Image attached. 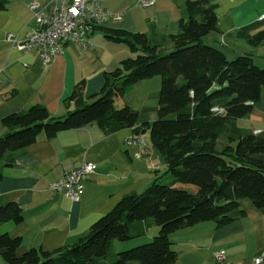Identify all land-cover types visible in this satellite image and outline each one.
<instances>
[{
	"label": "trees",
	"instance_id": "trees-1",
	"mask_svg": "<svg viewBox=\"0 0 264 264\" xmlns=\"http://www.w3.org/2000/svg\"><path fill=\"white\" fill-rule=\"evenodd\" d=\"M6 5L0 0V11ZM216 9L209 0H188L180 32L168 38L170 50L142 33L100 27L106 40L126 45L132 56L105 73L98 94L86 98L81 83L65 102V116L54 117L36 105L2 119L7 131L0 138V183L3 170L40 135L53 139L91 124L108 135L124 129H135L136 135L149 132L166 164L148 189L125 196L73 246L20 255L22 239L0 233V256L7 264H176L173 234L210 223L223 227L243 199L264 212V133L236 125L261 98L264 67L251 54L228 59L205 43L208 35L219 32ZM247 40L262 44L264 31ZM155 77L161 78L158 119L138 128V112L119 106L118 100ZM162 175V181L169 176L167 183L157 184ZM23 220L18 203L0 205V224ZM155 227L159 233L152 242L116 252V241L144 237Z\"/></svg>",
	"mask_w": 264,
	"mask_h": 264
},
{
	"label": "crops",
	"instance_id": "crops-1",
	"mask_svg": "<svg viewBox=\"0 0 264 264\" xmlns=\"http://www.w3.org/2000/svg\"><path fill=\"white\" fill-rule=\"evenodd\" d=\"M6 1V8L0 11V138L7 131L2 119L32 106H45L54 117L65 116V102L77 85L85 84L86 98L98 94L105 73L132 56L123 44H93L92 38H88L96 30L86 37V47L67 43L55 61L45 66L36 52L18 51L7 37L14 35L25 40L36 26L29 5L38 2L50 12L52 0ZM141 1L153 4L144 7ZM187 1L104 0V9L122 15L121 21L107 28L145 34L170 50L168 38L180 32L181 21L187 18ZM209 1L217 5L219 32L208 35L205 43L222 50L228 59L251 54L255 64L264 67V42L253 46L247 40L248 36L264 31V0ZM156 78L136 84L118 100L119 106L138 112V128L158 119L161 79ZM236 125L264 133V89L252 113ZM134 135L135 129L108 135L97 124L60 133L53 139L40 135L12 167L3 170L0 205L18 203L24 220L19 224H0V233L22 239L20 255L31 249L51 252L75 245L125 196L143 193L155 182L157 173L165 170L166 164L153 148L149 132L140 134L144 145L132 144ZM84 162L93 163L96 168L83 179V194L78 202L51 188ZM231 218L223 227L210 223L173 234L172 248L178 252L176 264H215L214 254L219 250H225L233 264L251 263L264 255V212L249 199H243ZM1 259L0 256V264H4Z\"/></svg>",
	"mask_w": 264,
	"mask_h": 264
},
{
	"label": "built area",
	"instance_id": "built-area-1",
	"mask_svg": "<svg viewBox=\"0 0 264 264\" xmlns=\"http://www.w3.org/2000/svg\"><path fill=\"white\" fill-rule=\"evenodd\" d=\"M103 1L52 0L53 7L50 12L38 2H32L29 7L36 20V26L29 31L25 40L8 35L7 41L14 44L18 51L36 52L43 65H50L63 52L65 44L75 42L86 47V37L90 33L122 20L121 14L104 9ZM141 3L144 7L153 4L146 1ZM215 110L218 111V109ZM254 133L258 134V132ZM131 143L145 144L143 139L136 135L132 137ZM95 168V164L84 162L80 167L53 183L51 188L78 202L83 194L82 181L93 173ZM214 259L215 264H233L228 261L225 250L217 251ZM242 264H264V255L257 256L251 263Z\"/></svg>",
	"mask_w": 264,
	"mask_h": 264
},
{
	"label": "rangeland",
	"instance_id": "rangeland-1",
	"mask_svg": "<svg viewBox=\"0 0 264 264\" xmlns=\"http://www.w3.org/2000/svg\"><path fill=\"white\" fill-rule=\"evenodd\" d=\"M90 38H92V43L95 44L96 46H98L101 43L110 42V41L105 39L104 33L102 31L98 30V29H97L96 33L92 37H89L88 39H90ZM110 43L114 44L112 42H110ZM238 56H240V55H238ZM238 56L234 57V59H236ZM158 78H159V81H160L161 78L157 77L156 79H158ZM155 81H158V80H155ZM163 178L164 177L162 175L160 181H157L158 182L157 184H165V183H167V181L169 179V176H167V178L162 181ZM158 233H159V230H158V228L155 227V228L149 230L148 233L144 237L136 238V239L130 240L128 242H118V241H116L115 242V250H116V252H122V251H125V250H131V249H133V248H135L137 246H141L143 244H147L149 242H152L153 239L158 235ZM2 234H5V233H2ZM118 245H120L119 248H117ZM1 261L3 262L4 260L1 259ZM3 263L7 264L5 261Z\"/></svg>",
	"mask_w": 264,
	"mask_h": 264
},
{
	"label": "clouds",
	"instance_id": "clouds-1",
	"mask_svg": "<svg viewBox=\"0 0 264 264\" xmlns=\"http://www.w3.org/2000/svg\"><path fill=\"white\" fill-rule=\"evenodd\" d=\"M221 112H222V110H220ZM255 134V133H254ZM136 135V134H135ZM136 136H138V137H140V135H136ZM142 138V137H141Z\"/></svg>",
	"mask_w": 264,
	"mask_h": 264
}]
</instances>
